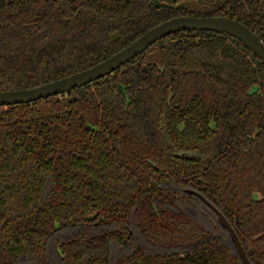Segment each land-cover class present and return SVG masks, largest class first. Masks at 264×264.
<instances>
[{
    "label": "trees",
    "instance_id": "16d2710c",
    "mask_svg": "<svg viewBox=\"0 0 264 264\" xmlns=\"http://www.w3.org/2000/svg\"><path fill=\"white\" fill-rule=\"evenodd\" d=\"M197 3L0 0V90L179 15L230 17L264 43V0ZM185 189L264 264V63L235 37L173 32L92 82L0 106V264H242Z\"/></svg>",
    "mask_w": 264,
    "mask_h": 264
},
{
    "label": "water",
    "instance_id": "95a60500",
    "mask_svg": "<svg viewBox=\"0 0 264 264\" xmlns=\"http://www.w3.org/2000/svg\"><path fill=\"white\" fill-rule=\"evenodd\" d=\"M183 30H208L235 37L243 42L264 63L263 41L255 32L241 22L226 16L179 15L149 28L119 51L88 68L30 88L0 90V106L27 103L80 87L110 74L130 59L142 53L156 40L170 33ZM180 156L183 157L184 155ZM185 191L195 194L213 211L217 223L227 232L232 248L242 264H252L235 230L223 213L199 192L192 189H185Z\"/></svg>",
    "mask_w": 264,
    "mask_h": 264
},
{
    "label": "rangeland",
    "instance_id": "374dc122",
    "mask_svg": "<svg viewBox=\"0 0 264 264\" xmlns=\"http://www.w3.org/2000/svg\"><path fill=\"white\" fill-rule=\"evenodd\" d=\"M157 2H160V3H168V4H181V3H190V4H198L197 1L198 0H156ZM209 3H212L214 0H205ZM65 235V234H64Z\"/></svg>",
    "mask_w": 264,
    "mask_h": 264
}]
</instances>
